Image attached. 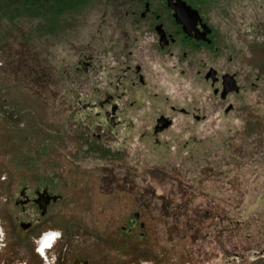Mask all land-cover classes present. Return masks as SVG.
I'll return each mask as SVG.
<instances>
[{
  "label": "rangeland",
  "instance_id": "obj_1",
  "mask_svg": "<svg viewBox=\"0 0 264 264\" xmlns=\"http://www.w3.org/2000/svg\"><path fill=\"white\" fill-rule=\"evenodd\" d=\"M62 2L0 0V260L44 264L14 200L47 184L61 199L41 227L62 232L69 264H264V104L248 134L175 117L158 146L140 138L144 104L133 131L113 138L83 108L101 74L84 79L74 67L104 10L92 0L67 12Z\"/></svg>",
  "mask_w": 264,
  "mask_h": 264
},
{
  "label": "flooded vegetation",
  "instance_id": "obj_2",
  "mask_svg": "<svg viewBox=\"0 0 264 264\" xmlns=\"http://www.w3.org/2000/svg\"><path fill=\"white\" fill-rule=\"evenodd\" d=\"M62 1L71 12L92 0ZM97 3L104 10L98 19L99 35L79 49L74 63L84 79L89 73L101 74L94 87L98 96L83 104L84 109L96 110L90 122L103 116L111 136L117 138L133 131L136 109L146 104L152 111L140 117L144 121L140 138L155 146L171 131L175 117L184 119L185 128L208 123L217 129L238 123L242 133L248 134V123L258 120L252 119L251 110L264 104V0ZM102 26L110 28L108 35H102ZM94 136L101 139L100 134ZM18 195L14 200L20 209L18 228L31 239L34 253L40 257L34 241L50 231L41 223L61 198L49 200L48 195L55 194L47 184L33 190L23 186ZM41 207H45L44 214ZM3 216L0 214V251L7 247ZM67 247L60 248L55 242L46 255L49 260L55 255V264H69ZM0 264L10 263L3 259Z\"/></svg>",
  "mask_w": 264,
  "mask_h": 264
},
{
  "label": "clouds",
  "instance_id": "obj_3",
  "mask_svg": "<svg viewBox=\"0 0 264 264\" xmlns=\"http://www.w3.org/2000/svg\"><path fill=\"white\" fill-rule=\"evenodd\" d=\"M62 237V232L59 230H50L42 234L40 239L35 240L34 243L37 245L35 251L44 260V264H55L56 257L52 256L51 260L46 255V250L51 249L55 242ZM3 238V231L0 230V239Z\"/></svg>",
  "mask_w": 264,
  "mask_h": 264
},
{
  "label": "water",
  "instance_id": "obj_4",
  "mask_svg": "<svg viewBox=\"0 0 264 264\" xmlns=\"http://www.w3.org/2000/svg\"><path fill=\"white\" fill-rule=\"evenodd\" d=\"M177 9V8H176ZM48 198H49V200L51 199L53 202H56L58 199H60L61 197L60 196H58V195H48ZM48 201H46V203H47ZM45 203V204H46ZM41 209V212H42V214H44V212H45V207H41L40 208Z\"/></svg>",
  "mask_w": 264,
  "mask_h": 264
},
{
  "label": "built area",
  "instance_id": "obj_5",
  "mask_svg": "<svg viewBox=\"0 0 264 264\" xmlns=\"http://www.w3.org/2000/svg\"><path fill=\"white\" fill-rule=\"evenodd\" d=\"M6 111V107L3 105V106H0V115L5 113Z\"/></svg>",
  "mask_w": 264,
  "mask_h": 264
}]
</instances>
